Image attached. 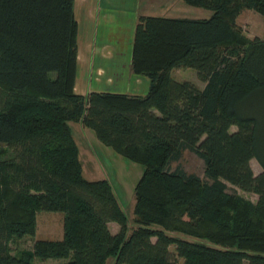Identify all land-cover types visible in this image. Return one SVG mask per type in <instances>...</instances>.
<instances>
[{"label":"trees","instance_id":"16d2710c","mask_svg":"<svg viewBox=\"0 0 264 264\" xmlns=\"http://www.w3.org/2000/svg\"><path fill=\"white\" fill-rule=\"evenodd\" d=\"M183 2L211 15L138 18L130 69L145 95L82 96L75 0H0V264H264V37L237 25L243 10L264 18V0ZM70 123L143 166L132 228L110 183L83 177ZM186 151L205 180L172 169ZM38 212L64 215L62 239L12 255Z\"/></svg>","mask_w":264,"mask_h":264},{"label":"rangeland","instance_id":"374dc122","mask_svg":"<svg viewBox=\"0 0 264 264\" xmlns=\"http://www.w3.org/2000/svg\"><path fill=\"white\" fill-rule=\"evenodd\" d=\"M112 1L113 0H109L110 4H112ZM162 3L160 2L158 4L161 5ZM145 6H147V3ZM148 6L150 8L152 7V1L149 2L148 0ZM151 10L154 13L158 12L156 7L154 9L151 8ZM182 15L184 16L180 17H200L198 13H187ZM209 15H211V12H209ZM139 17L135 20L133 32ZM237 25L242 28L244 34L249 38L264 37V18L253 11L243 10L237 18ZM81 30H84V28L82 27ZM120 35L121 34H116L117 39ZM86 36V33L80 32L78 41L77 63L82 73V78L87 82L84 88L81 89L85 90V92H82V94H84L82 96L87 95L88 90H95V88H97L95 84L100 85L105 79L106 81L103 83L107 82V76L103 71L104 68H100L99 65L93 64V58L101 57L103 59H109L111 58L110 52L113 51L110 47H105L104 44H94L93 40L87 44ZM97 71L100 73L99 77L95 76ZM171 77L178 82H190L199 88L203 87V84L197 79L196 72L192 69H175L171 72ZM132 78L133 82L132 84L130 83V88H128V95L142 96L148 81L146 79H138L133 74ZM98 79L100 81L99 83H97ZM137 80L139 81L137 82ZM69 125L78 147L83 177L88 181L107 180L110 183L121 209L128 218L129 226L132 228L133 207L135 203L134 188L141 177L143 166L132 163L114 153L110 148L103 146L94 133L82 127L80 123H70ZM250 165L255 175L260 173L261 169L255 161H251ZM176 166H180L187 174H194L201 180H205L203 162L191 152H184L179 162L172 164V169ZM231 190L232 187L229 188L228 192L231 193ZM235 190L237 195L243 199L253 203L256 202L257 197L254 194L244 193L238 189ZM63 217L64 215L62 213L38 212L36 215L35 235L25 236L21 239L13 238L10 240L9 248L11 254L19 256L24 253L27 254L32 252L33 245L37 240H61L63 233ZM118 230V225L111 223L110 232L116 234ZM171 251H174V247H171ZM66 261L67 260L62 259L41 261L34 258L31 264H62ZM105 264H113V259L109 258Z\"/></svg>","mask_w":264,"mask_h":264},{"label":"crops","instance_id":"0c3cea01","mask_svg":"<svg viewBox=\"0 0 264 264\" xmlns=\"http://www.w3.org/2000/svg\"><path fill=\"white\" fill-rule=\"evenodd\" d=\"M150 1H152L151 8L156 7L157 13H154L148 6V0H113L112 4L109 0H75L74 13L78 22V41L80 32H84L87 34V44L93 40L94 44H104L105 47L113 49L110 52L111 58L109 59L93 58V64L104 68L107 82L103 83L106 81L105 79L102 84H95L97 88L88 90V93L129 94L128 88H130V83L133 82L130 69L132 33L137 17L205 19L210 16L209 12H203L206 10L185 5L183 0ZM160 2L163 3L159 5ZM146 3L147 6H145ZM186 12L198 13L200 17H180L184 16L182 14H187ZM82 27L84 30H81ZM116 34H121L118 39ZM81 74L78 66L75 92L84 95L82 92H85V90L81 89L84 88L87 82ZM99 74L97 71L95 76L99 77ZM93 81L95 83L94 79ZM99 82L98 79L97 83ZM147 87L148 83H146L143 95L147 92ZM110 226L111 223L108 225L109 230Z\"/></svg>","mask_w":264,"mask_h":264}]
</instances>
